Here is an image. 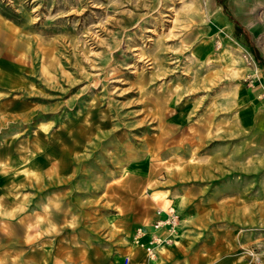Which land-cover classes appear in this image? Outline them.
<instances>
[{
    "label": "rangeland",
    "instance_id": "1",
    "mask_svg": "<svg viewBox=\"0 0 264 264\" xmlns=\"http://www.w3.org/2000/svg\"><path fill=\"white\" fill-rule=\"evenodd\" d=\"M207 2L0 0V241L9 254L38 242L45 264H148L134 234L182 187L243 192V164L255 163L234 68L243 44L231 39L229 57V45L215 49L196 15ZM235 207L214 227L238 220ZM210 249L215 260L196 264H231L240 251L264 264L260 248Z\"/></svg>",
    "mask_w": 264,
    "mask_h": 264
},
{
    "label": "crops",
    "instance_id": "2",
    "mask_svg": "<svg viewBox=\"0 0 264 264\" xmlns=\"http://www.w3.org/2000/svg\"><path fill=\"white\" fill-rule=\"evenodd\" d=\"M223 1L221 5L217 0H208L206 7L197 11L196 15L208 22L204 29L209 37H217L215 42L221 39L222 48L224 45L230 46L226 48V56L234 55L229 42L231 39L239 41L238 30L241 31L239 39L247 38L260 52L261 64L258 65L257 74L254 75L252 70L249 71L244 62L243 67H234L235 70H239L237 72L243 74V109L240 113L243 137L246 146L255 151V163L248 165L245 161L243 164V192L241 188L239 196L225 191L216 194L210 188V184L199 186L196 189L182 187L175 199H168V202H176V205L172 206H175L181 213L182 222L178 238L172 247L161 251L155 262L148 261L144 251L141 250L148 264H196L199 260L212 263L215 257L212 259L213 254L210 247L213 245L233 249H236L237 245L240 248L247 245L256 249L260 248L258 251L262 258L261 263H264V37L262 34L264 31V0ZM215 42V49L220 50L216 48ZM242 44L249 50L244 43ZM249 76L254 79L253 84L249 83ZM246 174L255 176L248 177ZM249 183L255 185L254 189H249ZM233 199H238L240 202L243 200V205L241 203L237 205V201L233 203L231 201ZM225 204L229 206H224ZM164 205L167 206L166 203ZM234 207L241 216L239 221L230 218L228 219L229 224L225 223L224 227L215 228L214 225L224 220L225 216L233 215L232 210H229L227 214L226 209ZM222 209L223 212H221ZM244 215L248 217L255 215V218L248 220L242 218ZM148 219L152 221L154 213ZM231 221L235 222L231 223ZM19 222L20 220L17 219L12 223L19 225ZM247 224H250L249 227ZM5 244L0 241V264H45V260L41 261L39 258L40 245L38 242L28 246L26 253L24 243L22 246H15V254H9ZM18 248L21 250L18 251ZM243 254V251L233 252L229 262L249 264V260H246Z\"/></svg>",
    "mask_w": 264,
    "mask_h": 264
},
{
    "label": "built area",
    "instance_id": "3",
    "mask_svg": "<svg viewBox=\"0 0 264 264\" xmlns=\"http://www.w3.org/2000/svg\"><path fill=\"white\" fill-rule=\"evenodd\" d=\"M216 48L221 49L222 40L215 42ZM241 58L245 65L253 71V74L259 72L258 64L253 54L246 48L242 47ZM249 83L253 84L254 79L249 76ZM182 219L181 214L175 206H169L166 209L157 208L154 213V219L142 223L136 230L133 237L134 247L144 251L148 261L155 262L159 254L165 248L172 247L179 234ZM251 257L259 261L258 255L254 251L250 252ZM130 258H126V264H129Z\"/></svg>",
    "mask_w": 264,
    "mask_h": 264
},
{
    "label": "trees",
    "instance_id": "4",
    "mask_svg": "<svg viewBox=\"0 0 264 264\" xmlns=\"http://www.w3.org/2000/svg\"><path fill=\"white\" fill-rule=\"evenodd\" d=\"M217 1L219 2V4L223 5V2H224L223 0H217ZM239 33H241L240 30L237 31L238 40L241 41L242 43H244L249 48V50L251 51V53L255 57L257 64L260 66L261 55H260L259 50L257 49V47L255 45L251 44V42L247 38L239 39Z\"/></svg>",
    "mask_w": 264,
    "mask_h": 264
},
{
    "label": "bare ground",
    "instance_id": "5",
    "mask_svg": "<svg viewBox=\"0 0 264 264\" xmlns=\"http://www.w3.org/2000/svg\"><path fill=\"white\" fill-rule=\"evenodd\" d=\"M210 2H211V1H210ZM0 30H1V29H0ZM4 30H5V29H4ZM10 33H11V32H10ZM14 38H15V36H14ZM2 42H3V41H2ZM11 42H12V41H11ZM5 44H6V43H5ZM9 46H10V45H9ZM9 46H8V47H9ZM14 46H15V45H14ZM4 47H5V46H4ZM226 50H227V49L224 50V53H226ZM231 64H232V63H231ZM157 199H158V198H157ZM182 201H183V200H182ZM170 202H171V201H170ZM175 205H176V204H175Z\"/></svg>",
    "mask_w": 264,
    "mask_h": 264
}]
</instances>
